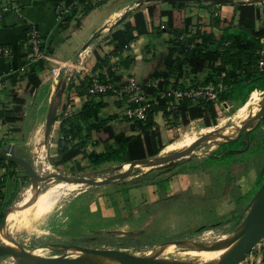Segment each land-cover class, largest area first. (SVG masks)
<instances>
[{
  "label": "rangeland",
  "instance_id": "obj_1",
  "mask_svg": "<svg viewBox=\"0 0 264 264\" xmlns=\"http://www.w3.org/2000/svg\"><path fill=\"white\" fill-rule=\"evenodd\" d=\"M252 5L258 8L259 17L249 18L248 21L255 30L264 34V6L258 2ZM231 6L233 17L228 21L229 27L237 26L241 5ZM234 32H237V28L230 31L231 35ZM251 40L248 43L257 48V40ZM73 76L78 75L74 73ZM260 85H256L257 90H252L258 97L257 102L264 90ZM249 95L243 99L233 95L224 99L220 97L217 102L218 116L211 119L209 125L200 117L190 118L183 123L188 116L180 113L157 129L160 135L157 154L186 148L200 135L219 127H226V133L244 121L237 114ZM256 104L249 117L256 112ZM56 123L55 120L54 126ZM40 129V134L44 132V150H39V144L30 139L31 136L21 139L23 146L19 150L37 175L58 173L99 180L120 172L118 166L126 161L121 155L118 159L97 166L88 165L86 157L56 164L57 135L52 128L46 130L45 122ZM242 146L238 141L232 144L205 142L186 156L154 167L130 168V175L104 184H67L47 177L35 189L40 193L35 208L30 207L28 215L18 217L17 220H22L19 221L20 227L19 223H11L10 228L17 238L13 241L19 242L27 251L54 257L60 253L46 245L76 244L146 255L148 251L153 252L157 244L167 240L189 238L212 242L220 239L227 236L240 220L242 210L253 194L256 173H263L264 120L252 133L247 150L233 153L224 162L209 159L218 157L229 148L240 149ZM11 172L17 174L12 176ZM3 176L0 183L2 216L12 207L26 208L29 202L27 198L24 199L25 189L33 183L20 168H12ZM260 245L262 242L255 246V253L249 260L257 257L256 250ZM7 256H0V264L5 262ZM209 256H192L171 247L158 255L193 261H201Z\"/></svg>",
  "mask_w": 264,
  "mask_h": 264
},
{
  "label": "crops",
  "instance_id": "obj_2",
  "mask_svg": "<svg viewBox=\"0 0 264 264\" xmlns=\"http://www.w3.org/2000/svg\"><path fill=\"white\" fill-rule=\"evenodd\" d=\"M9 1L17 6V10L6 12L0 17V46L11 49L10 55L0 56V114L9 110L11 115L18 99L22 101V113L12 115L16 120L7 123H2L3 118L0 115V147L13 144L14 153L25 160L19 151L23 146L21 139L31 136L30 139L39 144V150H44V132L40 134V127L44 122L46 124L50 112L53 121L49 129L52 128L56 133L57 141L63 137V134L54 127L55 120L60 123L64 119L75 118L87 96L86 89L85 93H78V88L85 78L91 81L92 77L96 76L104 81L125 82L131 77L142 87L156 83L153 79L155 71L163 70L166 61H172L176 57L170 49L174 40L183 35L194 46L201 43L204 36L210 35L208 38L211 42L208 47L212 48L213 42L218 41L223 36V30L230 26L228 21L233 17L231 6L233 4L213 6L211 9L217 10L213 13L206 5L197 2L151 1L139 6L138 0ZM154 5H158L163 11L182 9L186 17H197L200 23L189 30L184 27H171L167 15H149L147 7ZM141 12L144 14L141 15ZM232 27L230 28L233 29ZM32 29L40 38L44 54L38 61L42 67L36 71L35 76L39 80L36 85L29 74L33 63L27 64L30 51L26 37ZM117 31L120 33L115 35ZM258 43L260 38L257 40ZM234 52L236 51L232 50V53ZM231 69V65H225L224 69L217 73V81L215 83L212 81L217 86L226 88L223 93L231 89V82L235 80ZM229 72L231 74L228 75ZM74 73L78 76H73ZM204 74H201L200 79L198 77V81H202ZM193 79L195 78L192 75L187 74L182 83L185 85L201 83H196ZM255 89L257 90V86ZM100 98L98 100L104 102V106L99 115L116 133L123 132L126 135L140 133L138 128H132L131 122L126 120L123 103L111 97ZM154 114L155 112L152 115ZM82 126L81 137L87 134L86 126ZM161 127L163 126L158 128ZM95 140L94 134L85 138L86 145L80 157L84 158L88 151L96 153L105 151L107 145ZM8 163L0 159V172L3 175L12 168L22 169L16 164ZM22 172L27 175L23 169ZM16 174L17 172H11L12 176ZM258 176L256 173L253 184H256ZM29 188L30 186L25 189L24 199ZM1 196L0 186V198ZM39 196L40 193L36 204ZM18 217L7 227L13 240L17 238L10 225L22 221L17 220ZM20 225L21 223L18 227ZM249 257L250 255H247L241 264H260L261 258L257 257L250 261Z\"/></svg>",
  "mask_w": 264,
  "mask_h": 264
},
{
  "label": "trees",
  "instance_id": "obj_3",
  "mask_svg": "<svg viewBox=\"0 0 264 264\" xmlns=\"http://www.w3.org/2000/svg\"><path fill=\"white\" fill-rule=\"evenodd\" d=\"M147 12L151 16H157L160 14L167 15L168 24L171 27H184L186 30H189L190 27L200 23L197 17H186L182 9L163 11L158 5H154L148 6ZM140 14L143 15L144 13L141 12ZM211 16H213V13ZM258 17L259 10L252 4L239 6L238 22L236 26L237 32H234V34L231 35L232 32L230 33V31L233 29L226 27L223 30V36L220 37L218 41L213 42L214 45L212 48L208 47L211 42V39L208 38L210 35L208 37L204 36L201 43L195 44L193 48L188 51H185L184 44L178 40H174L170 49L176 54L175 59L172 61H166L164 69L156 70L153 74V79L156 81L158 88L164 89L169 83L176 85L179 78L185 77L187 74L192 75L195 78L193 81H196V83H207L208 81H213L215 83L217 81V73L220 70H223L225 65L229 64L232 67L231 71L234 73L235 80L234 82H231V89H227L228 91L226 93H221V99H224L229 95H233L238 99H243L256 88L257 84L260 85L259 82H261L262 86H260L264 89V78L255 81L252 80L264 74V70L259 74L249 77H243L240 75V72H237L242 69L248 71L249 66L255 63L257 59V56L255 55L256 48L248 42L251 39V41L258 40L264 34L259 30H255L248 19H256ZM118 33L120 32L117 31L114 34L116 35ZM226 41H229L230 43L223 47V42ZM220 47L223 50H220ZM232 50H235L236 52L232 53ZM104 61L105 60H103V62ZM41 67L42 66L38 61L33 63L30 67L29 74L35 85L39 82L35 74L37 70L41 69ZM201 74H204L202 81H198ZM229 74H231V72H229L228 75ZM89 83L90 79L85 78L80 84L81 87L78 88V93H85V89L87 92ZM261 87L260 89H262ZM142 90L146 96L155 95L157 93V90L153 86H143ZM86 95V99L83 102L81 109L75 115V118L64 119L54 126L63 134V137L57 141L56 156H58V160L56 161V164L65 163L80 157L83 152L82 150H84L86 145L85 138L91 134H94L95 141L103 142L107 146L104 152H86L85 157L90 166H97L104 162L118 159L121 155L126 161H128L156 155L159 152L160 135L157 129L160 126L165 125L163 122L164 109L162 104L160 105L161 107L151 109L144 121L134 120L131 122L132 128L136 127L140 130L139 134L126 135L123 132L116 133L112 126L104 121L99 115L104 106V102L98 100L99 98L96 99L88 93H86ZM21 104V100H16L11 115L9 110L7 112L2 111L0 114L3 118L2 123L15 121L16 118L12 115H21ZM154 112L155 118L152 115ZM181 113H186L188 116L183 120V123H187L190 118L200 117L203 118L206 125H209L210 120L218 116V104L213 101L198 100L193 103L186 100L181 104ZM82 125L86 126L87 134L81 137L80 133L83 127ZM174 135H177L176 131L174 132ZM232 143L233 142H230L229 144ZM233 155V153H224L219 154L218 157L209 159L212 161L224 162ZM8 164L14 165V163L11 162ZM263 177L264 173H260L255 187L252 190L253 193L259 186ZM1 216L0 200V218H2Z\"/></svg>",
  "mask_w": 264,
  "mask_h": 264
},
{
  "label": "water",
  "instance_id": "obj_4",
  "mask_svg": "<svg viewBox=\"0 0 264 264\" xmlns=\"http://www.w3.org/2000/svg\"><path fill=\"white\" fill-rule=\"evenodd\" d=\"M151 1H158L161 3L197 2L206 5L213 13H216L217 10L211 8L219 4L249 5L258 2L264 6L263 0H138L137 4L141 6ZM262 78H264V74L252 80L255 81ZM257 107L258 110L251 117L238 123L226 133H224L226 127H219L200 135L186 148L168 152L163 155L159 153L141 159L125 161L118 166L120 172L99 180L87 177L65 176L58 173L47 174L45 176L37 175L27 160L14 153L13 144L0 147V159L12 162L21 167L28 178L35 183V189L38 188L41 180L47 177H54L65 182L104 184L130 175V168L154 167L186 156L197 146L205 142L228 144L234 142L241 136L240 142L244 143L243 148H229L221 154L239 153L247 150L249 147L250 134L264 120V90L261 92ZM52 121L53 116L50 112L46 119L47 129L50 128ZM262 171L264 173V164ZM6 217L7 213H4L0 222V229H3L5 232V239L0 242V256H11L13 258L11 264H240L251 249L264 239V177L243 208L240 220L227 236L212 242H200L189 238L167 240L157 244L153 252L149 255H137L122 249H98L76 244H57L56 246L46 245L45 247L59 252L60 254L54 257H45L32 251L25 250L19 242L12 240L8 230L4 228ZM165 246L186 247L197 250H228L214 259L200 262L181 258L158 257L159 252Z\"/></svg>",
  "mask_w": 264,
  "mask_h": 264
},
{
  "label": "built area",
  "instance_id": "obj_5",
  "mask_svg": "<svg viewBox=\"0 0 264 264\" xmlns=\"http://www.w3.org/2000/svg\"><path fill=\"white\" fill-rule=\"evenodd\" d=\"M17 6L9 0H0V17L9 11H16ZM184 44L185 51L193 48V44L186 40L185 36L180 35L177 39ZM40 38L35 30L29 31L26 37V44L29 47V58L27 64H32L43 58L44 54L40 46ZM229 41L223 43L229 45ZM222 50V49H220ZM11 49L7 46H0V56H8ZM257 59L255 63L249 66V70H240L241 76H254L264 70V36L260 37L259 47L255 50ZM24 69V66L21 68ZM238 72V71H237ZM176 85L170 84L164 89H159L157 84L151 83L147 86H153L157 93L153 97L146 96L143 93L142 86L137 84L133 78H128L125 82L115 80H100L93 76L88 87L87 93L96 99L106 96L123 103L125 106V118L127 121H144L151 109L162 107L164 109V122H171L181 113V104L184 101L197 102L198 100L213 101L217 103L221 93L226 91L224 86H217L212 81L207 83L189 84L182 83L184 77L180 78ZM3 180V173L0 172V183ZM259 249L256 250L257 257L261 258L260 264H264V239ZM255 247L251 249L248 255H252ZM255 253V252H254ZM256 257V258H257ZM255 257L250 259L254 261ZM241 264V263H240Z\"/></svg>",
  "mask_w": 264,
  "mask_h": 264
},
{
  "label": "bare ground",
  "instance_id": "obj_6",
  "mask_svg": "<svg viewBox=\"0 0 264 264\" xmlns=\"http://www.w3.org/2000/svg\"><path fill=\"white\" fill-rule=\"evenodd\" d=\"M253 91H251L249 97L246 99V101L238 109L239 111H238L237 115H238L239 118H241L243 120H246L249 117L254 105L256 104V102L258 100V97L256 96L255 92H253ZM258 102H257L254 110H258V107H257ZM194 141H192V143ZM66 183H74V182H66ZM38 194L39 193L37 191H35V183L33 182L32 185L29 188V192H28V195L26 197L27 201L29 202L28 205L26 206V208H23L21 206V207H12V208L8 209L7 217H6V220L4 222V228L7 229L9 223L13 219H15L16 217H18V216H20L22 214H26L30 207L31 208L34 207L35 204H36L37 198H38ZM225 236H223L222 238H224ZM222 238H220V239H222ZM4 239H5V232H4L3 229H0V240L3 241ZM220 239H217V240H220ZM200 242H202V241H200ZM207 242H211V241H207ZM168 247H171L172 249H176V250L182 251V252H184L186 254H189V255H192V256H197V257L203 256V255H210L208 258H205L204 260H201V261H208V260L214 259L217 256H219L222 253H224L226 250H228V249H218V250L199 249V250H197V249H190V248H186V247L181 248V247L165 246V247H163L161 249V251L159 252L158 255H160ZM151 253H152V251H148L146 253V255H149ZM7 257L8 258L5 260V262L3 264H11L13 262V258L11 256H7Z\"/></svg>",
  "mask_w": 264,
  "mask_h": 264
},
{
  "label": "flooded vegetation",
  "instance_id": "obj_7",
  "mask_svg": "<svg viewBox=\"0 0 264 264\" xmlns=\"http://www.w3.org/2000/svg\"><path fill=\"white\" fill-rule=\"evenodd\" d=\"M255 111H257V110H255ZM253 132H254V131H253ZM253 132H252V133H253ZM252 133L250 134V139H251V135H252ZM240 138H241V136H240L237 140H235V141H238L240 144H243L242 147H244V143H241V142H240Z\"/></svg>",
  "mask_w": 264,
  "mask_h": 264
}]
</instances>
